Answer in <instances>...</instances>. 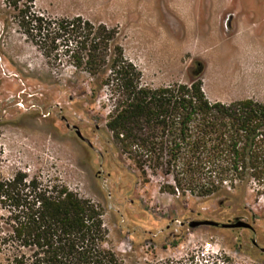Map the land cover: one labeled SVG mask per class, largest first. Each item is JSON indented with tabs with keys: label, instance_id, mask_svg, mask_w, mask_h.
I'll list each match as a JSON object with an SVG mask.
<instances>
[{
	"label": "rangeland",
	"instance_id": "rangeland-1",
	"mask_svg": "<svg viewBox=\"0 0 264 264\" xmlns=\"http://www.w3.org/2000/svg\"><path fill=\"white\" fill-rule=\"evenodd\" d=\"M32 1L47 15L117 27L145 84L199 76L213 101H264V0ZM91 82L85 71L49 62L0 0V180L23 171L91 199L104 210L108 245L125 264H195L225 255L230 264H264V200L248 193L245 208L237 198L163 191L166 178L142 174L112 143L109 92L94 99ZM10 209L0 196L1 226ZM204 219H242L254 230L190 224ZM6 258L3 249L0 264Z\"/></svg>",
	"mask_w": 264,
	"mask_h": 264
},
{
	"label": "trees",
	"instance_id": "trees-1",
	"mask_svg": "<svg viewBox=\"0 0 264 264\" xmlns=\"http://www.w3.org/2000/svg\"><path fill=\"white\" fill-rule=\"evenodd\" d=\"M5 2L49 62L85 71L94 99L108 90L112 143L142 174L166 178L163 191L237 198L245 208L248 193L264 200V101H213L199 76L150 86L126 56L117 27L81 15H47L32 0ZM0 196L11 206L0 225L8 264H125L108 245L104 210L68 186L18 171L0 180ZM219 258L195 264H230L229 256Z\"/></svg>",
	"mask_w": 264,
	"mask_h": 264
},
{
	"label": "water",
	"instance_id": "water-1",
	"mask_svg": "<svg viewBox=\"0 0 264 264\" xmlns=\"http://www.w3.org/2000/svg\"><path fill=\"white\" fill-rule=\"evenodd\" d=\"M78 135L81 136V132L77 130ZM191 226H199V225H214V226H219L222 225L223 227H229V228H253V225L245 220L242 219H237L235 222H230V223H220L215 220L211 219H204V220H196L192 221Z\"/></svg>",
	"mask_w": 264,
	"mask_h": 264
},
{
	"label": "built area",
	"instance_id": "built-area-1",
	"mask_svg": "<svg viewBox=\"0 0 264 264\" xmlns=\"http://www.w3.org/2000/svg\"><path fill=\"white\" fill-rule=\"evenodd\" d=\"M212 243L211 242H208L207 244H206V246H205V253H211V251H212V245H211Z\"/></svg>",
	"mask_w": 264,
	"mask_h": 264
},
{
	"label": "crops",
	"instance_id": "crops-1",
	"mask_svg": "<svg viewBox=\"0 0 264 264\" xmlns=\"http://www.w3.org/2000/svg\"><path fill=\"white\" fill-rule=\"evenodd\" d=\"M205 90V89H204ZM206 92V91H205ZM208 96V95H207ZM248 97H252V96H248ZM243 98H247V97H243ZM252 98H254V97H252ZM238 99H242V98H238ZM255 99H257V98H255ZM235 100H237V99H235ZM259 100V99H258Z\"/></svg>",
	"mask_w": 264,
	"mask_h": 264
},
{
	"label": "flooded vegetation",
	"instance_id": "flooded-vegetation-1",
	"mask_svg": "<svg viewBox=\"0 0 264 264\" xmlns=\"http://www.w3.org/2000/svg\"><path fill=\"white\" fill-rule=\"evenodd\" d=\"M235 222V221H234ZM249 229H253L254 230V227L253 228H249ZM254 243L257 245V242L256 241H254Z\"/></svg>",
	"mask_w": 264,
	"mask_h": 264
}]
</instances>
